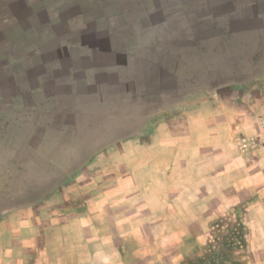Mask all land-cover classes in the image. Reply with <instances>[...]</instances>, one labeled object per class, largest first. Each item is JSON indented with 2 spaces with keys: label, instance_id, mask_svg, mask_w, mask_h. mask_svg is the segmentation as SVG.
I'll return each instance as SVG.
<instances>
[{
  "label": "crops",
  "instance_id": "0c3cea01",
  "mask_svg": "<svg viewBox=\"0 0 264 264\" xmlns=\"http://www.w3.org/2000/svg\"><path fill=\"white\" fill-rule=\"evenodd\" d=\"M22 1L0 2V41L8 43V47L0 48V76L6 69L8 73L0 81V112L6 114L0 116V142L20 143V147L16 144L9 152L12 162L19 168L32 153L42 152L41 168L69 169L71 165L73 170H82L120 142L147 136L149 128L153 131L149 136L160 138L149 147L160 153L161 161L155 160L154 168L162 170L156 179L157 190L161 191L155 193L153 208L148 207L150 196L124 194V201L137 199L144 203L139 209L130 208V204L123 205L121 210H115L114 204L100 209L98 203L87 209H58L55 212L61 218L57 221L50 219L54 210H44L43 254L20 257L2 251L0 264H215L218 246L223 247L227 241L237 242L233 236L236 228H241V222L243 232L257 231L256 221L264 220V118L255 113L253 98L236 99L234 107L227 109L218 94L212 96L203 87L202 91L193 89L185 99H180L178 76L174 75L171 86L163 76L172 71L171 66H176L173 72L180 71L177 55L164 57L160 47L153 53L143 46L142 51L141 47H130L133 36L128 37L125 49H116L109 29L100 39L97 33L81 27V15H74L78 3L68 2L63 8L67 17L63 13L62 19L55 17L47 23H36L34 12H25L29 3ZM151 4L142 14L144 21L160 13L162 3ZM112 12H103L101 19L112 21ZM234 15L242 26V32L236 36L235 47L239 49L236 55L241 72L248 76L235 81L232 87L253 88L252 83H264V0H239ZM72 16L80 18V23L70 24L77 19H71ZM84 16L85 24L92 21L89 26L97 19L93 13ZM258 26H262L260 32ZM46 32L55 35V41L60 43L31 50V57L40 53L46 55L45 60H23L30 50H20V43L25 38L32 44L41 41ZM205 39L209 37H203L202 41ZM189 41L187 46L192 47L188 50L186 71L210 74L211 53L207 46L204 44L201 53L196 51L195 33ZM20 52L22 61L16 62L12 58ZM27 72L29 76H22ZM17 77L23 79L18 84ZM209 82L208 75L207 88ZM44 86L47 90L40 98L39 89ZM168 90L172 101L168 104L171 128L167 131L171 145L167 150L161 138L167 134L163 133V116L167 111L163 102ZM98 103L107 107L103 114L94 111L93 106ZM16 111L21 113L12 114ZM38 114L40 119L35 122L33 116ZM4 120L9 121L3 123ZM32 120L34 125H23ZM8 123H12L11 128ZM234 129L260 139L255 161L234 160L237 154L232 144ZM80 136L90 145L83 159H79L75 146L67 145L68 140L75 144ZM64 138V148L36 152L49 140L60 142ZM163 155H169L170 159L163 160ZM180 168L229 171L215 180L205 177V173L179 176ZM67 175L61 181L50 176L46 183L63 185ZM98 198L93 196L91 201ZM228 218H232L233 225ZM212 222L222 225H211ZM253 263L264 264V260Z\"/></svg>",
  "mask_w": 264,
  "mask_h": 264
},
{
  "label": "rangeland",
  "instance_id": "374dc122",
  "mask_svg": "<svg viewBox=\"0 0 264 264\" xmlns=\"http://www.w3.org/2000/svg\"><path fill=\"white\" fill-rule=\"evenodd\" d=\"M22 1V0H20ZM155 1L162 3L160 13L153 18H147L144 21L143 17L148 8ZM239 0H23L22 2H28V9L34 12L36 23L39 21L46 22L50 18H63L67 17L68 13L63 9L67 6L68 2L78 3L79 9H76L74 14V8H72V14L80 16L82 19V26L86 28L87 32L97 33L98 38L104 37V33L109 29L114 35V46L118 50H123L128 45V37L133 36L129 42L130 47L139 48L142 46L153 53L156 47L162 49L161 53L164 57L172 54L177 55L179 60V72H173L176 66H171L172 71L169 73H163V76L167 79V85L171 86L174 80V75L178 76L179 90L178 95L180 99H185L187 93H191L193 89L196 92L202 91L205 87V91H210L212 96L219 95L229 109L234 107L236 99H254V111L258 114L259 118H264V83L256 82L253 88L238 89L232 87L235 81L242 80L247 73L241 72V65L239 63L237 52L238 48L236 36L242 32V26L235 17V9L237 8ZM1 2V0H0ZM26 7V6H25ZM24 7V8H25ZM147 8V9H146ZM153 10V9H151ZM113 11L114 19L107 22L102 18L103 12ZM82 12V14H79ZM65 13V16H63ZM93 13L97 16V21H93L92 26L85 24L86 17L84 14ZM79 14V15H78ZM158 14H160L158 16ZM20 17L21 14L19 15ZM26 16V15H25ZM72 16V18H77ZM29 17V16H28ZM157 17V19H155ZM77 18L75 22L73 20L70 24L80 23ZM69 19V18H68ZM50 22V21H49ZM262 26H258V32H260ZM249 28V25H247ZM195 33L196 41H194L195 49L198 52H202L204 44L206 50L211 53V69L210 74H204L200 72L189 73L187 72V58L188 53L191 50L188 48L189 39ZM32 37V35H30ZM203 37H209L202 41ZM189 38V39H188ZM200 38V39H197ZM46 40L42 42V40ZM33 40V39H32ZM60 41H55V35L48 34L47 32L42 35V39L36 40V43H31L24 39L23 43H20V50L28 49V53H25V59L38 62V60H45L46 55L36 53L34 57L31 50L44 49L57 46ZM191 43V42H190ZM8 43L3 44L0 41V48L4 45L8 47ZM193 45V44H191ZM193 45V47H194ZM160 50V49H159ZM200 52V53H201ZM32 53V54H31ZM149 53V52H147ZM152 54H150L151 56ZM202 57V56H200ZM1 59V58H0ZM8 59H11L8 58ZM13 60L22 61L21 52L19 55L12 58ZM17 62V61H16ZM11 63L9 61L8 65ZM2 64V62H1ZM0 64V65H1ZM35 66V65H34ZM32 68L33 71L37 70V66ZM168 69V67H164ZM225 69V71L218 72L217 69ZM8 76L7 69L3 71L1 77ZM29 76V73L22 76ZM209 75L210 88H207L206 79ZM19 80H23L21 77L15 79V83L18 84ZM204 83V84H203ZM19 86V85H18ZM221 87L217 89L215 87ZM47 87L44 86L39 89L38 97L45 96ZM217 93H216V92ZM219 92V93H218ZM96 97H101L100 95ZM172 101L170 92L164 95V112L163 116V133L161 140H163L164 147L169 149L171 145V137L168 134L170 126V110L169 105ZM252 103V102H249ZM250 106V105H249ZM245 106V107H249ZM94 111L96 114H103L106 110V106L99 103L94 105ZM244 107V108H245ZM21 112H15L12 114H18ZM6 115L0 112V116ZM18 117V116H16ZM39 114L33 116L34 121L39 118ZM19 119V118H18ZM9 120H4L3 123ZM13 121V120H12ZM16 122V121H15ZM36 122V121H35ZM33 120L31 123L24 122L23 125H34ZM15 124V123H14ZM11 128L12 123H8ZM237 129V128H236ZM232 139L233 147L236 149L234 160L238 161L243 159L248 163L255 161L258 156V150L261 146V141L256 136H249L236 130ZM148 130V131H147ZM147 136H141L132 138L130 140L122 141L118 146H115L113 150L103 152L99 154L94 160H92L86 168L82 170L69 169H44L41 168L43 163V153H32L31 158L22 162L21 167H16L12 162L9 152L15 146L20 147V143H14L12 141L5 144L0 142V252L7 251L13 255L22 257L29 256H41L43 254L44 239H43V221L44 210H54V216L50 219L59 220L61 217L57 216L58 209L72 210V209H87L92 207L95 203H98L100 209H106L111 204H114L115 210H121L127 204H130L132 209H139V206L144 202H139L137 199L129 201L122 200L124 194H132L136 196L138 194H145L150 196L148 201V207L153 208L156 201L154 200L155 193L161 191L157 190L158 184L156 179L160 177L161 169L154 168L155 160H160V153L154 152V149L149 147L156 144L154 136H149V128L147 129ZM243 137L249 142H255L257 144V151L254 157H248L242 153L237 144V138ZM84 137V136H83ZM80 136L77 138L75 144L71 140H68V146H75L79 159L85 158L89 152H86L89 148L88 140H83ZM25 140L26 137H21ZM21 146H25V143H21ZM66 146V138L60 142L49 140L45 143L44 148H36V152L44 150H56L64 148ZM212 157L215 154H211ZM71 156V155H70ZM157 156V158H156ZM159 156V158H158ZM49 157V156H48ZM170 159L169 155H163V160ZM79 162V161H78ZM64 164V162H61ZM66 164V163H65ZM73 164V162H69ZM64 168V167H63ZM74 171V172H73ZM179 176H199V174L205 173L206 176H210L212 179L219 180L226 175L229 170L226 169H198V170H178ZM165 172H163V175ZM167 173V172H166ZM68 174L66 183L48 184L46 181L51 177L55 181L63 180L62 176ZM169 175V174H167ZM49 177V178H48ZM98 195V201H91L93 196ZM132 196V197H133ZM41 198V200H38ZM109 198L110 201L107 200ZM125 205V206H123ZM36 212V213H35ZM121 219V218H120ZM231 225H233L232 218H228ZM257 231L242 232L241 226L235 230V236L237 242L227 241L223 243L220 254L222 257L227 256L232 262L238 264H254L255 260H264V220L260 218L256 221ZM211 225L221 227V222H212ZM245 228V227H244ZM154 229V228H153ZM231 229V228H229ZM224 235V234H223ZM239 235V236H238ZM240 235H243L240 236ZM7 247V248H6Z\"/></svg>",
  "mask_w": 264,
  "mask_h": 264
},
{
  "label": "built area",
  "instance_id": "2783aa9c",
  "mask_svg": "<svg viewBox=\"0 0 264 264\" xmlns=\"http://www.w3.org/2000/svg\"><path fill=\"white\" fill-rule=\"evenodd\" d=\"M237 144L239 150L246 154L248 157H254L257 151V144L255 142H249L243 137H238L237 138Z\"/></svg>",
  "mask_w": 264,
  "mask_h": 264
},
{
  "label": "trees",
  "instance_id": "16d2710c",
  "mask_svg": "<svg viewBox=\"0 0 264 264\" xmlns=\"http://www.w3.org/2000/svg\"><path fill=\"white\" fill-rule=\"evenodd\" d=\"M240 221V220H239ZM243 232V231H242ZM239 236V235H238ZM240 236H242L243 237V235H240ZM218 253L219 254H217V257H216V262H215V264H238L237 262H232L231 261V259H229L227 256H225V257H222V255L220 254V252H221V248H219V246H218Z\"/></svg>",
  "mask_w": 264,
  "mask_h": 264
}]
</instances>
